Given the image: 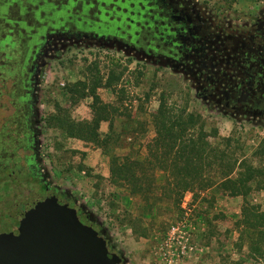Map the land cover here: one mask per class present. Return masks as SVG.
<instances>
[{
	"label": "rangeland",
	"instance_id": "1",
	"mask_svg": "<svg viewBox=\"0 0 264 264\" xmlns=\"http://www.w3.org/2000/svg\"><path fill=\"white\" fill-rule=\"evenodd\" d=\"M187 1L218 36L247 38L264 32V0ZM17 13L13 10L9 18L17 20ZM6 30L0 22V37ZM6 51L12 52L11 62L20 61L22 48ZM146 54L120 41L90 37H55L40 50L31 85L32 144L45 181L84 211L121 264H264V189L252 182L246 192L232 194L222 184L178 195V187H163L175 170L147 160L156 137L153 115L164 103L175 114L184 110L199 116L206 140L221 150H226L223 139L230 138L236 159L231 177L244 179L254 168L258 181L264 174V155L256 153L264 141V118L224 112L200 97L183 69ZM96 98L108 116L98 122L99 143L92 136H68L55 118L93 124ZM5 133L0 135V158L11 153L21 158L14 139L21 138L22 128L9 131V142ZM111 153L131 157L120 158L122 162H144L134 172L141 181L136 193L137 185L110 181ZM171 226L179 227L174 235L168 234Z\"/></svg>",
	"mask_w": 264,
	"mask_h": 264
},
{
	"label": "flooded vegetation",
	"instance_id": "2",
	"mask_svg": "<svg viewBox=\"0 0 264 264\" xmlns=\"http://www.w3.org/2000/svg\"><path fill=\"white\" fill-rule=\"evenodd\" d=\"M5 3L10 4L7 11H0L7 29L0 37V135L6 130L9 142V131L19 125L23 134L14 144L23 155L0 158V220L13 217L24 199H57L99 233L73 200L45 181L33 152L31 85L40 50L55 37L123 42L159 63L183 69L198 86L200 97L224 112L264 118V32L247 38L218 36L187 0H0ZM13 10H18L17 20L9 18ZM87 13L94 17L85 19ZM25 17L27 23L22 22ZM22 35L27 41L22 42ZM16 46L22 48V56L11 62L12 52L6 50ZM106 247L109 256L116 257L107 242Z\"/></svg>",
	"mask_w": 264,
	"mask_h": 264
},
{
	"label": "trees",
	"instance_id": "3",
	"mask_svg": "<svg viewBox=\"0 0 264 264\" xmlns=\"http://www.w3.org/2000/svg\"><path fill=\"white\" fill-rule=\"evenodd\" d=\"M9 4H0V11H7ZM22 10L24 11V8ZM78 85L85 86L84 82H78ZM98 102L96 98L95 106L97 108L95 109L93 124L88 122L75 123L63 117H57L55 120L61 128L65 129L68 136L82 140H87L89 136H92L96 143H99L98 134L95 131L98 128V122L101 119L106 120L108 116L107 109L98 106ZM198 117L193 113H186L184 110L175 114L164 103H160L157 112L153 115L156 137L152 142L153 144L149 145L150 153L147 160L155 161L156 167L159 169L171 167L175 170L173 178L171 180L166 178L163 187L171 185L178 187V195H182L186 191L197 192L222 184H227L232 194L246 192L252 182L256 183L257 188L264 189V174L257 181L253 177L256 171L254 168L249 170L244 179L231 177L236 164L232 140L230 138L223 139L226 150H221L218 145L207 141L203 125H198ZM106 149H109L108 144L105 146ZM256 153L264 155V141ZM120 158L131 157L128 155L122 157L111 153L110 181L118 186L124 184L137 185L133 186L134 193H136L141 181L134 172L139 166L142 168L144 162L141 163L136 160L130 164L128 159H124L122 162Z\"/></svg>",
	"mask_w": 264,
	"mask_h": 264
},
{
	"label": "water",
	"instance_id": "4",
	"mask_svg": "<svg viewBox=\"0 0 264 264\" xmlns=\"http://www.w3.org/2000/svg\"><path fill=\"white\" fill-rule=\"evenodd\" d=\"M106 240L57 199L23 200L0 220V264H120Z\"/></svg>",
	"mask_w": 264,
	"mask_h": 264
},
{
	"label": "built area",
	"instance_id": "5",
	"mask_svg": "<svg viewBox=\"0 0 264 264\" xmlns=\"http://www.w3.org/2000/svg\"><path fill=\"white\" fill-rule=\"evenodd\" d=\"M178 228L177 226H171L168 234H176Z\"/></svg>",
	"mask_w": 264,
	"mask_h": 264
}]
</instances>
